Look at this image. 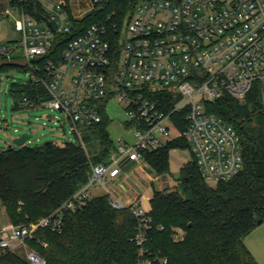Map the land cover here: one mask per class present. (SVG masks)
I'll return each instance as SVG.
<instances>
[{"label":"built area","instance_id":"1","mask_svg":"<svg viewBox=\"0 0 264 264\" xmlns=\"http://www.w3.org/2000/svg\"><path fill=\"white\" fill-rule=\"evenodd\" d=\"M39 1L55 28L20 13L22 56H13L15 46L0 45V59L27 61L29 80L43 85L49 96L39 105L63 112L81 145V127L99 123L102 107L107 112L111 100L123 107L125 126L134 139L120 138L109 161L92 164L86 184L50 214L24 225L0 226V258L27 244L39 228L60 232L64 211L77 208L104 188L113 206H132L137 218L136 264H170L167 256L148 247L151 208L142 207L137 198L126 205L107 186L128 163H141L144 152L180 137L188 142L189 161L195 160L206 182L216 184L239 173L241 138L232 124L208 111L206 103L224 94L244 101L253 84L264 81V0H140L123 30L115 23L110 26L108 15L69 40L60 58L54 51V34L70 32L74 18L103 0H89L81 15L74 14L67 0ZM117 33L120 53L115 69L112 40ZM48 50L55 58L41 66L36 59ZM163 91L179 97L168 110L165 99L156 97ZM186 108V125L180 129L172 116ZM180 234L175 230L174 240ZM26 256L30 264H46L35 251L28 250Z\"/></svg>","mask_w":264,"mask_h":264},{"label":"trees","instance_id":"2","mask_svg":"<svg viewBox=\"0 0 264 264\" xmlns=\"http://www.w3.org/2000/svg\"><path fill=\"white\" fill-rule=\"evenodd\" d=\"M139 1L103 0L82 17L74 18L70 32L54 34L56 55L60 58L69 40L92 24L105 21L108 15H111L108 24L115 23L119 31L123 30ZM8 4L40 25L50 23L49 12L39 0H8ZM119 33L112 40L115 69L120 53ZM50 58L55 57L48 50L36 61L42 66ZM9 67L29 70V66L4 65L0 73ZM261 82L253 84L244 101L224 94L206 103L207 110L232 124L241 138L243 167L239 173L230 180L210 184L192 160L181 169L176 190L153 192L150 201L153 226L148 247L167 256L170 264H259L245 238L258 226L259 219L264 221ZM10 93L14 109L36 107L49 97L43 85L31 80L12 84ZM156 97L165 99L167 110L179 99L167 91ZM101 113L99 123L81 127L84 146L79 142L59 144L47 140L40 145L24 143L0 149V201L13 225L36 222L50 214L86 184L92 164L109 161L115 142L109 133L111 120L104 107ZM186 113L187 108L172 116L180 129L186 125ZM188 147L185 138H176L157 150L144 152L143 160L155 175L166 176L170 174V150ZM63 214L64 226L60 232L42 227L27 239L29 248L42 256L46 264H136L138 246L133 238L137 218L132 206L117 208L106 193L92 196ZM175 230H181L178 240L173 238ZM0 264L30 262L22 250L8 251L0 258Z\"/></svg>","mask_w":264,"mask_h":264},{"label":"rangeland","instance_id":"3","mask_svg":"<svg viewBox=\"0 0 264 264\" xmlns=\"http://www.w3.org/2000/svg\"><path fill=\"white\" fill-rule=\"evenodd\" d=\"M88 2L89 0H72L74 14L81 15V13L85 12V9L89 6ZM16 17H18V13L15 11L0 14V45L15 46L13 56L21 57L24 50L22 45L23 32L15 28ZM8 40L17 41L18 43L9 44ZM30 75V70H20L15 67H9L0 73V149L14 144V139L23 133L31 135L26 140V143L31 145H40L47 140H55L59 144L64 142L77 143L78 138L72 131V127L63 112L57 109H50L42 104L33 108H13L14 99L10 93V87L14 83L26 82L29 80ZM261 83L264 104V81ZM107 113L111 120L108 127L109 133L115 144L119 143L118 140L120 138H125L132 142L134 139L133 134L124 126L127 115L123 107L115 100H111L107 104ZM48 114H51L56 120L48 118ZM89 144L87 142L88 146ZM128 170L130 177L126 179V183L137 194L145 191L148 195H152L154 190L174 191L177 188V180L180 176V173H170L150 181L146 175L150 173L149 166L145 162L136 170L130 167ZM133 180L138 182V185H135ZM105 190L101 188L99 191L104 193ZM11 224L13 223L7 217L4 206L0 201V226ZM245 243L258 263L264 264V221L258 224L245 238ZM22 250L26 255L27 251L31 249L25 244L16 251Z\"/></svg>","mask_w":264,"mask_h":264},{"label":"crops","instance_id":"4","mask_svg":"<svg viewBox=\"0 0 264 264\" xmlns=\"http://www.w3.org/2000/svg\"><path fill=\"white\" fill-rule=\"evenodd\" d=\"M67 1L72 5V0H67ZM0 3L4 4V10H0V14H5L7 12L10 13L12 11H15L9 7L8 0H0ZM15 12L18 13V17L15 18V28L17 29V19L20 17V12L18 11H15ZM124 126H125V122H124ZM189 159H190V155L188 153V150L186 149L174 148L170 150V153H169L170 173L171 174L180 173L181 169L189 162ZM143 162L144 160L141 163L137 161L128 163L125 169L113 181L109 183L107 188L109 191L113 193V195L116 198L120 199L126 205H130L137 198L139 201V204L142 207L151 208L150 201H151L154 191L152 192V195H148L145 191H142L141 194H137L126 183L127 182L126 179L130 177L128 168L130 167L136 170L137 168L142 166ZM146 175L150 181H153L154 179H157L159 177L157 175H154L151 170H150V173H147ZM133 182L135 185H138L137 184L138 182H135V180H133ZM99 190L95 191L93 196L106 194V190L104 193H101Z\"/></svg>","mask_w":264,"mask_h":264},{"label":"water","instance_id":"5","mask_svg":"<svg viewBox=\"0 0 264 264\" xmlns=\"http://www.w3.org/2000/svg\"><path fill=\"white\" fill-rule=\"evenodd\" d=\"M0 10H4V4L0 3ZM51 27L54 29L55 26L53 23H50ZM27 64V61L25 59H0V67L4 65H11V66H19L23 67ZM48 118H52L51 114L47 115ZM31 135L27 133H23L22 135L16 137L14 139V144H10L9 147L12 146H22L24 143H26V140L30 138ZM263 220L259 219L258 224L262 223Z\"/></svg>","mask_w":264,"mask_h":264}]
</instances>
